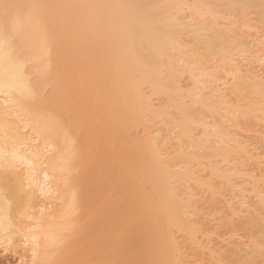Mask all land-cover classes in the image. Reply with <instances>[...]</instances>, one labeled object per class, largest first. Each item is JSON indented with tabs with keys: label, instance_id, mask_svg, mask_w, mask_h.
<instances>
[{
	"label": "bare ground",
	"instance_id": "obj_1",
	"mask_svg": "<svg viewBox=\"0 0 264 264\" xmlns=\"http://www.w3.org/2000/svg\"><path fill=\"white\" fill-rule=\"evenodd\" d=\"M222 2L0 0L2 253L180 264L184 232L209 264H264V174L231 165L263 160L237 135L264 127V80L237 59L264 63V0ZM234 178L254 200L221 219L238 229L226 259L204 244L217 229L197 236L184 195L225 202Z\"/></svg>",
	"mask_w": 264,
	"mask_h": 264
},
{
	"label": "rangeland",
	"instance_id": "obj_2",
	"mask_svg": "<svg viewBox=\"0 0 264 264\" xmlns=\"http://www.w3.org/2000/svg\"><path fill=\"white\" fill-rule=\"evenodd\" d=\"M222 1L223 0H213L214 4H216V5L220 4V2H222ZM218 6L220 7L221 5H218ZM253 15H255V14H253ZM252 17L254 18L255 16H252ZM244 31L245 30H243V29H237L236 31H233L232 33H233V35L235 34L236 37L238 35V36H240L239 38H244L246 41L247 40L251 41L253 39V36L245 35ZM248 44L250 45L251 43L248 42ZM251 53H253V52H251ZM240 55L245 58L244 60H243V57H242V60L237 59V62H240L239 69L241 68V71H243V74H247V75L258 74V76L264 80V63L261 64V63H259V61L255 60V59H251V58L248 59L247 57H245L244 55L247 56L248 52H246L245 54H240ZM239 56H238V58L241 57V56L240 57ZM229 76L230 75H228L226 77L227 81L230 80ZM227 81H225L226 82L225 84H227V83L229 84V82H227ZM183 82L188 85L187 77H185V78L183 77L182 83ZM225 84L223 83V85H225ZM221 85L222 84H220V86ZM227 85H225V86L228 87ZM204 119L210 120L209 117H205ZM224 123L227 125L230 123V120L224 121ZM239 126H240V128H244L247 126V124L241 123ZM163 133L165 135L164 134H159V135L162 136V138L164 139V142H167L168 141L167 139H169L171 141L170 136H172V134L168 135V133L166 131H163ZM237 138H239L242 141H245L246 142L245 144H247V146L251 150L250 152L253 154L259 155L263 160L259 164H257V163H255L254 160H251V159L250 160L248 159L249 161L244 160L243 162H240L242 160V159H240V161L238 160L239 163L236 162L237 164L236 163L234 164L233 161L234 162L237 161V159L236 160L234 159L233 161H231L232 162L231 165H234L235 167H237V168H234L236 170L237 169L240 171H243V170L249 171L250 170L251 172L258 174V175L264 174V127L261 128L259 132L256 131L255 135L248 137V136H244L243 134H238ZM175 140L176 139H174L173 141H175ZM223 163L225 165V162H223ZM228 164H230V162ZM222 165L223 164L221 163L219 166L221 167ZM226 167H227V164L223 168H226ZM234 169H232V171ZM243 179L244 178H234L232 185L222 187V189L225 191V198H226L225 202H222V203L215 202L211 197H209L207 192H201L200 188L199 189H192V190H190V192L188 194L184 195V199L188 203L192 204V206H194L198 209V211L196 213H194V214L191 213L188 217L191 220L195 221L194 224L198 228V235L197 236L199 238H202V235L205 234L207 231H209L211 229H217L218 234H214L210 239L205 240L204 244L210 248L215 249L221 255L226 256L225 257L226 259L231 258V255H232L231 251L235 248V246H234V244H230V245H227L226 247L225 246L223 247L222 239L223 238L226 239L228 233L231 230L232 231L238 230L236 227V224L232 221H227V222H224L223 224L220 223V222H223L222 221V220H224L223 218L228 217L227 207L228 208L232 207V209L237 210L241 214L244 215V214H247L246 208L250 209L252 206V202L254 200V194L252 191L249 190L250 184L243 181ZM188 189L189 188H187V190ZM203 211H209V212H211V214L208 215V217H206V218L202 217L201 212H203ZM176 236H177V242H178V246H179L180 264H209L208 260L203 255L199 246L192 244L184 232H178L176 234ZM242 246L244 247V245H242ZM2 252L3 251H1V249H0V264H8V263L18 264L14 255H12V254L9 255V252H8V254H7V252H4V253H2ZM242 253H243V251H239V254H242Z\"/></svg>",
	"mask_w": 264,
	"mask_h": 264
}]
</instances>
